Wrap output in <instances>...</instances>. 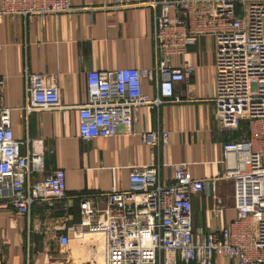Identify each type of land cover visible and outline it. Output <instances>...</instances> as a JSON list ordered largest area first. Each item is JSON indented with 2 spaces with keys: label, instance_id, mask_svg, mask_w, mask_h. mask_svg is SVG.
<instances>
[{
  "label": "built area",
  "instance_id": "obj_1",
  "mask_svg": "<svg viewBox=\"0 0 264 264\" xmlns=\"http://www.w3.org/2000/svg\"><path fill=\"white\" fill-rule=\"evenodd\" d=\"M141 5L153 13L156 65L89 72L87 102L77 107L80 138L109 139L123 127L127 134L141 135L148 147L167 146L168 132L139 134L135 119L143 107L180 102L175 86L191 80L194 68L171 64L200 38L215 42L212 102L217 126L222 132L245 134L224 144L221 176L195 179L183 165L153 163L131 170L125 192L77 197L81 221L61 244L103 234V264H216L218 258L228 264H264V0H144ZM79 10L70 0H2L0 18L28 21ZM145 78L155 83L156 98L144 92ZM26 80L27 114L66 109L54 78L34 73ZM4 84L0 78V200L8 197L18 214L30 216L35 204L52 207L67 197L66 176L64 170H56L33 180L45 172L44 140L15 138L12 109L2 103ZM163 168L170 171V183L162 179ZM222 181L234 187L237 219L220 230L196 231L193 198L202 193L213 196L217 217Z\"/></svg>",
  "mask_w": 264,
  "mask_h": 264
},
{
  "label": "crops",
  "instance_id": "obj_2",
  "mask_svg": "<svg viewBox=\"0 0 264 264\" xmlns=\"http://www.w3.org/2000/svg\"><path fill=\"white\" fill-rule=\"evenodd\" d=\"M70 1L80 10L28 21L8 15L0 18V78L5 82L2 103L12 109L14 136L44 140L45 172L35 174L33 180L64 170L67 187L64 200L52 207L37 203L30 216L18 214L8 197L0 200V264H103V234L61 244V238L81 221L77 197L125 192L131 170L153 163L183 165L195 179L221 176L224 144L245 134L244 130L222 132L217 126L212 102L216 94L215 42L200 38L171 64L194 68L191 80L175 86L180 102L143 107L135 119L139 134L168 132L167 146L148 147L141 135L127 134L123 127L109 139L83 141L77 107L87 102L88 73L154 68L153 13L141 5L144 0ZM34 73L56 80L66 109L25 112L29 103L26 75ZM143 88L151 97L158 96L150 78L143 80ZM162 179L171 182L168 169H162ZM216 197L222 201L217 217L213 196L202 193L193 198L196 231L220 230L237 219L233 185L220 182ZM216 264L228 262L218 258Z\"/></svg>",
  "mask_w": 264,
  "mask_h": 264
},
{
  "label": "rangeland",
  "instance_id": "obj_3",
  "mask_svg": "<svg viewBox=\"0 0 264 264\" xmlns=\"http://www.w3.org/2000/svg\"><path fill=\"white\" fill-rule=\"evenodd\" d=\"M244 127H245V130L247 131L248 127H247V125H246V124L244 125ZM104 237H105V236H104Z\"/></svg>",
  "mask_w": 264,
  "mask_h": 264
}]
</instances>
